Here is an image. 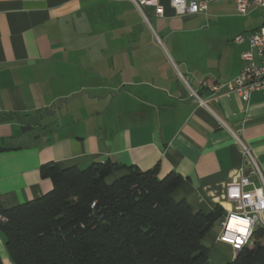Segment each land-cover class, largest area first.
Returning <instances> with one entry per match:
<instances>
[{
    "label": "crops",
    "instance_id": "1",
    "mask_svg": "<svg viewBox=\"0 0 264 264\" xmlns=\"http://www.w3.org/2000/svg\"><path fill=\"white\" fill-rule=\"evenodd\" d=\"M158 3L161 16L132 0H0L3 210L52 188L40 175L45 163L85 168L108 160L157 167L159 177L176 172L177 198L224 214L225 185L245 163L235 134L264 179V92L242 101L213 99L208 89L240 72L246 36L260 26L250 17L262 8L239 12L233 24L232 1L191 15L177 14L170 0ZM216 235L213 243L228 245ZM225 245L217 264L236 255ZM0 257L14 264L1 230Z\"/></svg>",
    "mask_w": 264,
    "mask_h": 264
},
{
    "label": "trees",
    "instance_id": "2",
    "mask_svg": "<svg viewBox=\"0 0 264 264\" xmlns=\"http://www.w3.org/2000/svg\"><path fill=\"white\" fill-rule=\"evenodd\" d=\"M52 188L1 213L14 264H210L202 243L222 210L192 209L176 193L182 177L111 161L40 167ZM224 264H263L264 227ZM0 264L1 257H0Z\"/></svg>",
    "mask_w": 264,
    "mask_h": 264
},
{
    "label": "built area",
    "instance_id": "3",
    "mask_svg": "<svg viewBox=\"0 0 264 264\" xmlns=\"http://www.w3.org/2000/svg\"><path fill=\"white\" fill-rule=\"evenodd\" d=\"M139 11L143 13L145 6L154 7L157 16L163 15V9L158 0H132ZM211 1L224 0H170V5L179 15H191L206 9L207 3ZM235 4L238 12H245L249 7H261L264 9V0H228ZM264 18V17H263ZM249 41V48L241 54L242 66L240 72L225 84H211L208 89L211 98L219 95L234 94L242 101H247L249 94L255 90L264 92V19L262 24L246 36ZM245 36H235L236 42H242ZM205 82H202L204 85ZM197 95L195 94V97ZM200 102H203L197 97ZM240 145L243 167L225 185V201L231 207L225 211L219 220V233L216 240L230 245L237 253L243 247L253 242V232L258 227H264V179L256 159L235 134ZM257 177L255 183L252 178ZM6 217L0 211V223L6 221ZM236 222L238 230L232 227L231 222ZM244 222V223H242Z\"/></svg>",
    "mask_w": 264,
    "mask_h": 264
},
{
    "label": "rangeland",
    "instance_id": "4",
    "mask_svg": "<svg viewBox=\"0 0 264 264\" xmlns=\"http://www.w3.org/2000/svg\"><path fill=\"white\" fill-rule=\"evenodd\" d=\"M236 17H233L231 20V23L233 24H237L239 23L238 19L239 17H242L241 14L235 13ZM264 17V9H260L257 12H254L253 15L250 17L251 19H253V21L255 22L256 20L259 21L258 23L261 25L263 22V18ZM219 228L217 226H214L212 231L208 234V236H206L203 240L202 243L209 249V263L210 264H217L216 260L218 259V250L221 249L222 245L225 244H218L217 242L213 243L214 240V235H216V233H218ZM230 246L225 245V247L223 248L225 250L226 253H229L230 251ZM221 262V261H220ZM225 263V262H224ZM221 263V264H224Z\"/></svg>",
    "mask_w": 264,
    "mask_h": 264
},
{
    "label": "bare ground",
    "instance_id": "5",
    "mask_svg": "<svg viewBox=\"0 0 264 264\" xmlns=\"http://www.w3.org/2000/svg\"><path fill=\"white\" fill-rule=\"evenodd\" d=\"M235 224H236V222H235V221H233V222H231V224H230V225H231L232 227H233V226H234V227H236V225H235ZM236 228H237L238 230H240V231H241V229H242V228H240V227H236Z\"/></svg>",
    "mask_w": 264,
    "mask_h": 264
},
{
    "label": "snow or ice",
    "instance_id": "6",
    "mask_svg": "<svg viewBox=\"0 0 264 264\" xmlns=\"http://www.w3.org/2000/svg\"><path fill=\"white\" fill-rule=\"evenodd\" d=\"M242 223H244V222H242ZM241 231H244V229H241Z\"/></svg>",
    "mask_w": 264,
    "mask_h": 264
}]
</instances>
